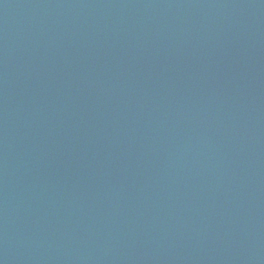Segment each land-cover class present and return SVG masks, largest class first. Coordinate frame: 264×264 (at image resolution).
Here are the masks:
<instances>
[{
	"label": "water",
	"instance_id": "water-1",
	"mask_svg": "<svg viewBox=\"0 0 264 264\" xmlns=\"http://www.w3.org/2000/svg\"><path fill=\"white\" fill-rule=\"evenodd\" d=\"M0 264H264V0H0Z\"/></svg>",
	"mask_w": 264,
	"mask_h": 264
}]
</instances>
